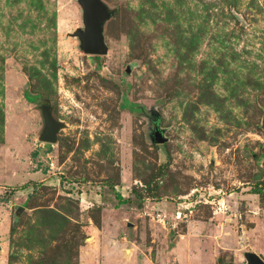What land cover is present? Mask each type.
I'll return each instance as SVG.
<instances>
[{"label": "rangeland", "instance_id": "374dc122", "mask_svg": "<svg viewBox=\"0 0 264 264\" xmlns=\"http://www.w3.org/2000/svg\"><path fill=\"white\" fill-rule=\"evenodd\" d=\"M104 1L0 0V264L264 259V0Z\"/></svg>", "mask_w": 264, "mask_h": 264}, {"label": "water", "instance_id": "95a60500", "mask_svg": "<svg viewBox=\"0 0 264 264\" xmlns=\"http://www.w3.org/2000/svg\"><path fill=\"white\" fill-rule=\"evenodd\" d=\"M82 7L83 26L76 28L72 36L78 37L81 49L92 55H104L108 53L109 46L105 39V24L113 14L112 10L104 0H78ZM41 110L44 118V128L39 135V140L47 143H56L59 132L67 124L60 119L55 118L51 105L48 103L41 104ZM261 127L264 130V117ZM152 141L158 144L165 143L168 138L164 135V130L159 125V120L152 129ZM132 225V223H129ZM174 237V236H172ZM2 249L0 243V251ZM246 261L230 264H264V259L253 250L244 252Z\"/></svg>", "mask_w": 264, "mask_h": 264}, {"label": "trees", "instance_id": "16d2710c", "mask_svg": "<svg viewBox=\"0 0 264 264\" xmlns=\"http://www.w3.org/2000/svg\"><path fill=\"white\" fill-rule=\"evenodd\" d=\"M112 18H113V17H112ZM112 18H111V19H112ZM111 19H110L109 21H111ZM109 21H107V23H108ZM98 56H99V55H98ZM98 56H97V57H98ZM133 109H134V110H139L140 107H138V106H133ZM259 177H260V176H259ZM263 186H264V185H263ZM253 192H254V193H257V194H259V195H261V194L263 195V194H264V188H256L255 190H253ZM118 196H119V199L122 200V198H121V196H120L119 194H118Z\"/></svg>", "mask_w": 264, "mask_h": 264}, {"label": "built area", "instance_id": "2783aa9c", "mask_svg": "<svg viewBox=\"0 0 264 264\" xmlns=\"http://www.w3.org/2000/svg\"><path fill=\"white\" fill-rule=\"evenodd\" d=\"M178 213H180V212H178ZM180 215V214H179Z\"/></svg>", "mask_w": 264, "mask_h": 264}]
</instances>
